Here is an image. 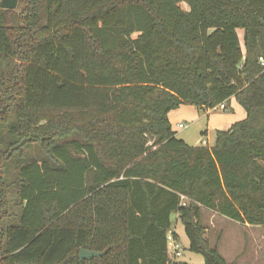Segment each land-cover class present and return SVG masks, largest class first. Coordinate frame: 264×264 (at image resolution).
Instances as JSON below:
<instances>
[{"label": "trees", "instance_id": "obj_1", "mask_svg": "<svg viewBox=\"0 0 264 264\" xmlns=\"http://www.w3.org/2000/svg\"><path fill=\"white\" fill-rule=\"evenodd\" d=\"M260 58L264 0L0 9V264H188L169 256L172 214L203 264H228L201 213L264 225ZM232 97L246 117L211 146L172 130L181 104Z\"/></svg>", "mask_w": 264, "mask_h": 264}, {"label": "rangeland", "instance_id": "obj_2", "mask_svg": "<svg viewBox=\"0 0 264 264\" xmlns=\"http://www.w3.org/2000/svg\"><path fill=\"white\" fill-rule=\"evenodd\" d=\"M181 6L186 9L185 3ZM240 41H242V31L237 30ZM226 109H214L211 111V118L205 114V109L194 105L181 106V111L185 110L182 117L184 128L178 129L179 138H184L187 144L198 146L201 140L211 146L214 140V124L219 115H226L232 122L240 120V113L244 109L231 98L226 104ZM239 109V110H238ZM188 114L198 115L197 119L192 120ZM195 118V117H194ZM208 130V136L202 133ZM225 130V129H224ZM27 154L38 157L40 154L35 148H28ZM172 229L178 235L181 255L179 262L188 264H203L204 259L201 254L189 250V241L184 232V227L179 220L172 216ZM201 222L205 227V237L210 246L217 247L219 252L226 259L228 264H264V225H248L228 219L210 209H202Z\"/></svg>", "mask_w": 264, "mask_h": 264}, {"label": "crops", "instance_id": "obj_3", "mask_svg": "<svg viewBox=\"0 0 264 264\" xmlns=\"http://www.w3.org/2000/svg\"><path fill=\"white\" fill-rule=\"evenodd\" d=\"M233 98V97H232ZM234 99V98H233ZM235 100V99H234ZM230 101V100H229ZM236 101V100H235ZM237 103V102H236ZM238 104V103H237ZM188 105V104H187ZM190 105V104H189ZM221 105H223V104H220L218 107H216V108H208V109H205V114L208 116V121L210 120V118H211V111H213L214 109H223V110H225L226 108H225V106L223 105V107H221ZM239 105V104H238ZM181 106H185V104H181L178 108H176V109H174V110H172V111H170L169 113H168V119H169V122H170V124H171V127H172V130L173 131H175V133H176V136H178V127H177V124H179V123H182V117H183V115H184V112H185V110H183V111H181ZM240 106V105H239ZM239 110V109H238ZM245 111V110H244ZM189 115V117L192 119V120H194V119H197V117H198V115L197 114H195L194 116H193V114L191 115V114H188ZM240 115H241V119L240 120H242V119H244L245 117H246V112H244V113H240ZM195 117V118H194ZM217 120L215 121V124H214V126H213V128H214V131H216V130H224V129H228L230 126H231V124L232 123H234V122H236V121H234V122H232L229 118H227V116L226 115H219L217 118H216ZM238 121V120H237ZM184 127H185V125H184ZM184 127H182V128H184ZM202 133H204V135H207L208 136V133H209V131L208 130H204ZM215 134V133H214ZM181 139H183L184 141H185V139L182 137ZM202 141H205V140H201V145H202ZM186 142V141H185ZM187 143V142H186ZM194 146V145H193ZM175 216V218H176V215L175 214H172L171 215V218H172V216ZM172 220V219H171ZM174 230V229H173Z\"/></svg>", "mask_w": 264, "mask_h": 264}, {"label": "water", "instance_id": "obj_4", "mask_svg": "<svg viewBox=\"0 0 264 264\" xmlns=\"http://www.w3.org/2000/svg\"><path fill=\"white\" fill-rule=\"evenodd\" d=\"M19 0H0V9L3 10H14L18 7ZM104 254V251H94V250H86L84 248H80L79 250V258L81 260L86 259H92L94 257H100Z\"/></svg>", "mask_w": 264, "mask_h": 264}, {"label": "built area", "instance_id": "obj_5", "mask_svg": "<svg viewBox=\"0 0 264 264\" xmlns=\"http://www.w3.org/2000/svg\"><path fill=\"white\" fill-rule=\"evenodd\" d=\"M260 62H261V64H263L264 60L262 58H260ZM221 107H223V105H221ZM177 127L182 128V127H184V124L179 123V124H177ZM203 144H206V142L203 141ZM167 248H168L170 259L172 261H176L178 259V257L181 255L180 245H179L178 241H176L173 238V236L171 235V232H168V234H167Z\"/></svg>", "mask_w": 264, "mask_h": 264}]
</instances>
